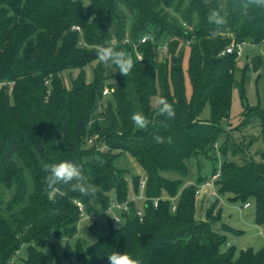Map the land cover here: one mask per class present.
<instances>
[{"label": "trees", "instance_id": "16d2710c", "mask_svg": "<svg viewBox=\"0 0 264 264\" xmlns=\"http://www.w3.org/2000/svg\"><path fill=\"white\" fill-rule=\"evenodd\" d=\"M224 3L90 0L85 7L80 0H0V264H13L22 247L24 264H46L41 248L51 232L63 231L72 238L81 217L107 212L111 192L118 202H129L130 212L121 214L124 224L104 238L89 246L77 241L76 264H107L106 257L116 251L141 264H264V247L259 251L249 247L234 258V248L227 246L219 228L214 229L219 216L208 212L205 220H196L195 192L205 179L181 187V181L161 176L170 171L186 177L190 158H209L215 150L223 133L220 122L228 119L231 109L238 57L221 52L232 44L264 43V10L245 20L226 7L228 26L215 33L208 15ZM144 35H150L149 40L138 44ZM126 39L136 44V50L123 44ZM97 46L141 56V61L133 57L131 76L141 113L150 121L146 129H136L123 76L114 65L97 61ZM160 47L166 52L162 61ZM186 48L190 98L183 71ZM94 63L93 81L88 82L84 69ZM260 63L256 56L254 72ZM109 67L115 69L112 84H106ZM75 70L79 73L66 88L61 75ZM247 71L249 67L243 71L241 89ZM105 88L111 101L103 105ZM158 92L173 105L174 119L150 106ZM206 105L210 119L203 121L199 114ZM243 117L241 128L258 126L264 136V104L245 105ZM155 136L164 142L156 143ZM227 144L220 149L224 161L212 173L218 174L214 188L220 196L232 195L231 202L254 205V223L264 234V151L260 161L237 163L226 159ZM232 147V154L240 151ZM121 153L133 157L146 178L142 218L128 200L122 172L113 165ZM63 160L81 167L96 187L93 195L82 196L64 185L49 192L44 166ZM140 182H134L136 193ZM178 194L172 211L173 204L162 196ZM153 199H159L157 207ZM54 258L55 264H73L69 246Z\"/></svg>", "mask_w": 264, "mask_h": 264}, {"label": "rangeland", "instance_id": "374dc122", "mask_svg": "<svg viewBox=\"0 0 264 264\" xmlns=\"http://www.w3.org/2000/svg\"><path fill=\"white\" fill-rule=\"evenodd\" d=\"M83 2L84 6H88L90 0H80ZM131 22L128 20L126 26V34L130 32ZM82 45V39L80 40ZM241 55L237 57L235 61V71H234V87L232 91V103L229 112L228 119H223L220 122V126L223 129V133L219 136L215 150L210 152V157L205 156L192 157L188 161L189 173L188 175L182 176L176 172H162L161 176L169 181H181L182 186H187L190 184H197L198 178L205 179L206 182H212V173L215 169L219 170L220 165L225 159L221 154V147L227 144L228 152L226 159L228 161L234 160L237 163H241L244 159H254L255 161H260V152L264 151V136L261 133V129L258 126H247L241 128L244 121L243 113L245 110V105L249 107H263L264 104V43L259 45H252L249 43H244L240 45ZM182 50V49H180ZM185 51V58L183 63L184 80H185V91L186 96L190 98L191 96V85L186 73L188 50ZM135 53V52H134ZM127 53L133 57L139 54ZM163 47L158 49V60L162 61L165 54ZM258 56L260 57L261 63L258 72L252 70L253 60ZM92 64L84 69L86 80L88 82L93 81ZM246 67H249V71L245 73V82L243 88L241 89V83L243 81V71ZM115 69L109 67L106 71L107 83L112 84L115 79H112V75ZM79 71H66L62 73L61 80L66 88H70L71 80L76 78ZM123 82L125 86V92L127 98L133 104V110L135 112H141L138 97L135 92L134 83L132 80L131 73L127 76H123ZM106 89V88H105ZM244 96V99L242 97ZM161 98L158 92L156 96L150 99V106L156 108V102ZM107 101H111V96L109 94L104 95L102 103L105 105ZM199 119L203 121H208L210 119V107L206 105L201 113L199 114ZM99 123H101L98 117ZM136 129H139L136 127ZM94 142V138L91 139ZM227 141V142H226ZM90 142V146L92 145ZM226 142V143H225ZM232 145L240 151L236 154H232ZM103 150V148H101ZM115 169L122 172L128 189V200L132 201L135 209L143 213L144 206L146 204V197L140 192L136 193L134 190V182L137 180L144 179V173L137 163V161L131 157L129 154L121 153L117 156L113 163ZM215 181V180H214ZM214 181L212 183H214ZM204 183H198V187L202 186ZM216 193V197L213 196L212 191L209 189H204L200 195L196 198V220H205L206 214L211 212L213 216H219V220L216 223L214 229L219 228V232L225 236L227 240V246L234 248V258H237L240 251L245 250L249 247L253 248L254 251H259L264 247V234L263 229L258 227L254 223L255 208L254 205H250L249 208H244L240 202H231L230 199L232 195H218L216 188L213 189ZM10 196V194H4V196ZM9 197V198H10ZM141 197L140 200L137 198ZM162 198H168L170 203L176 205L179 200V194L174 198H169L167 196H162ZM110 210L101 213L95 217H81L77 227L76 234L72 238H67L63 231H52L45 245L41 248L44 254L46 264H55L54 255H61L66 246L70 247L72 254L73 264L75 262V245L77 241H81L86 245H91L101 238L107 236L112 229H116L124 224V219H121L120 223L115 221V218H122L121 212L115 208H111L112 202L115 201L114 195L110 193ZM212 208H214L212 210ZM91 218V219H90ZM114 218V219H113ZM26 258V249L22 247L17 253L16 258L13 260V264H24Z\"/></svg>", "mask_w": 264, "mask_h": 264}, {"label": "clouds", "instance_id": "9594fccd", "mask_svg": "<svg viewBox=\"0 0 264 264\" xmlns=\"http://www.w3.org/2000/svg\"><path fill=\"white\" fill-rule=\"evenodd\" d=\"M226 7H232L243 19L249 20L253 18L254 11L264 10V0H225L224 4L211 10L208 15L209 23L215 26V33H219L228 26L229 21L225 14ZM96 58L99 63L114 65L119 70L120 75L124 77H127L135 66L130 55L113 46H97ZM156 107L162 115H166L169 119L175 118V109L167 99L159 98ZM131 120L139 129H146L150 124V121L141 112L133 113ZM153 139L156 143L164 142L160 136H155ZM168 142H172L171 137L168 138ZM44 170L47 172L45 179L49 192L58 191V186L61 185L68 186L70 191L78 192L82 196L93 195L96 191L95 185L84 175L81 167L72 161L63 160L59 163L45 165ZM106 258L107 264H141L139 259L133 258L126 252L116 251Z\"/></svg>", "mask_w": 264, "mask_h": 264}, {"label": "built area", "instance_id": "2783aa9c", "mask_svg": "<svg viewBox=\"0 0 264 264\" xmlns=\"http://www.w3.org/2000/svg\"><path fill=\"white\" fill-rule=\"evenodd\" d=\"M75 29L78 30L77 27H75ZM149 38H150V35H144V36H142L141 39L138 41V44H143V43L147 42V41L149 40ZM123 44H131V42L129 41V39H126V40L123 42ZM131 45L133 46L134 50H136V44L133 43V44H131ZM240 45H241V44H238V45H234V44H232L229 48H227V49H225L224 51H222V52H221V55L235 53L237 56H240V55H241V48H240ZM163 48L165 49V47H163ZM137 59H138V61H141V56H140L139 54H137ZM108 93H109V92H108L107 89H105L104 92H103L104 95H106V94H108ZM217 177H218V174H217L216 176L213 177L212 182H213ZM212 182H211V181H208V182L204 183L202 186L197 187L196 192H195V197L197 198V197L200 195V193H201L202 191H204V189H206V190H207V189L211 190L213 196L216 197L217 195H216V193H214L215 191L213 190V189H214V183H212ZM145 186H146V178H144V179L141 180V182H140V193H141V194H144ZM137 199L140 200L141 197H138ZM158 202H159V199H153V200H152L153 206H154V207H157ZM78 206H79V210H80L81 212H83V207H82L81 205H79V204H78ZM112 207L117 208V209L121 212V214H128V213L130 212V205H129V202H118L117 200H115V201L112 202V204H111V208H112ZM249 207H250L249 204H245V205H244V208H249ZM109 210H110V208H108L107 211H109ZM172 211H175V205L172 206ZM142 215H143V213H142L141 211L136 210V216H137V217L142 218ZM115 221H116L117 223H120L121 218H117V217H116V218H115Z\"/></svg>", "mask_w": 264, "mask_h": 264}, {"label": "water", "instance_id": "95a60500", "mask_svg": "<svg viewBox=\"0 0 264 264\" xmlns=\"http://www.w3.org/2000/svg\"><path fill=\"white\" fill-rule=\"evenodd\" d=\"M215 55H216V51L214 50V51H213V56H215Z\"/></svg>", "mask_w": 264, "mask_h": 264}]
</instances>
